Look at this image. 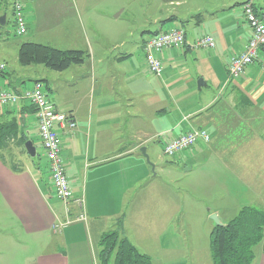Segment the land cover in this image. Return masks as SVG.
<instances>
[{"label": "crops", "instance_id": "crops-1", "mask_svg": "<svg viewBox=\"0 0 264 264\" xmlns=\"http://www.w3.org/2000/svg\"><path fill=\"white\" fill-rule=\"evenodd\" d=\"M162 1L164 13L153 19L154 31H144L149 35L141 48L150 36L172 27L184 30L185 42L160 52L163 71L158 76L148 70L144 55L142 61H131V48L118 55L94 49L92 42L106 41L110 29L119 28L116 19L123 10L121 2L0 0V16L5 15L1 26H14V2L22 4L27 26L21 40L10 39L9 28L0 27V43L6 44L3 49L0 46V54H11L17 61L23 42L67 44L61 48L89 53L80 66L57 71L59 74L53 77H37L34 72L38 68L30 65L10 71L6 62L0 61L5 64L0 70V87L21 91L39 83L53 91V96L47 94L57 110L71 113L75 130L58 124L55 129L72 197H83L82 205L71 200L66 206L54 195L35 110L27 102L0 106V121L16 117L19 123L18 135H9L6 143L0 141V220L9 222L11 234H6L16 247L12 250H17L11 255L9 252L0 264H100L99 239L105 232L116 230V226L121 236L150 256L149 251L154 248L149 247L151 238L141 237L135 243L133 237L125 234L124 210L126 203L153 199H141L152 175L139 148L144 146L149 153L151 144L161 140L171 128L178 132L172 137L168 134L165 143L194 128L205 129L209 134L208 141L199 140L178 155L184 158V165L192 159L202 165L196 168L202 177L200 181L195 178L196 185L220 188L222 196L234 197L240 208L247 205L264 210V70L256 60L237 78L227 74L229 58L244 51L251 34L242 4L251 1L264 20V0ZM204 35L213 38L214 48L194 47ZM259 58L264 59V47ZM198 79L205 86L198 88ZM22 137L35 146L34 157L27 153ZM186 171L192 172L191 165ZM215 202L219 205L216 209L201 212V234L209 236L215 226L209 217L212 213L223 225L230 220L225 216V202L220 198ZM185 203L181 202L183 209L178 205V210L163 215L152 213L157 222L151 224L159 228V233L154 231L158 236L164 231L162 226L171 224L172 234L194 233L193 223L184 211ZM82 211L85 220L52 228V224L74 219ZM128 230L133 234V221ZM158 243L157 251H168ZM18 253L19 257L13 258L12 254ZM177 256L152 263L212 264L209 245L203 259L196 253L190 260ZM249 264H264L261 247Z\"/></svg>", "mask_w": 264, "mask_h": 264}, {"label": "rangeland", "instance_id": "rangeland-1", "mask_svg": "<svg viewBox=\"0 0 264 264\" xmlns=\"http://www.w3.org/2000/svg\"><path fill=\"white\" fill-rule=\"evenodd\" d=\"M111 2L113 0H107ZM115 3L122 4L123 10L119 16H117L116 23L119 28H111L110 35L107 36V40H100L99 42H92V45L96 52H107L112 51L114 55H118V53H122L125 49L129 50L132 49L131 54V61L135 63L138 60L143 59L144 51L141 48L143 40L149 35L148 32H144L145 30L154 31L155 25L153 24V19L157 16L162 17L163 10V1L162 0H114ZM116 11L113 15L118 13L120 9ZM8 27L9 29V36L10 39H23L20 37L21 35H17L15 33L14 26L11 23H7L5 26L0 27ZM185 28L187 26H184ZM108 30V27H105ZM15 35V36H14ZM23 36V35H22ZM56 45V47L61 48L65 47L62 45L67 44H51ZM0 46L6 47V44L0 43ZM13 54V52H12ZM0 61H5L7 64V69L12 70L15 68H20L21 65L18 64L17 61L11 56V54H7L5 52L0 54ZM1 64V63H0ZM4 64V63H3ZM80 64L72 65V67H78ZM5 67V64H4ZM29 67H36L38 70H35V75L37 77H53L57 76L59 72L51 70L45 67L42 64H32ZM29 67H22V68H29ZM3 70V69H2ZM70 72V71H69ZM47 74V75H46ZM51 74V76H48ZM48 79V78H46ZM53 79V78H52ZM55 79V78H54ZM197 83V81H196ZM27 84L31 85L28 81ZM48 87V86H47ZM44 91L53 96V91L49 92L46 86H42ZM64 88H61V92ZM48 95V94H47ZM178 132L177 128H171L169 133L161 136V140L155 141L151 144V150L147 153L149 157V162L154 167L151 169L152 175V182L151 184L145 189V191L141 195V199L148 198L150 196L153 197L152 200L148 198V201L142 200L139 202H135L132 204H125V214L127 215L126 218V225L124 220L125 226L123 229L126 235L133 237V241L137 243V240L141 237H149L152 239V242L149 244V247L153 250L149 252L151 257V262L154 263L164 262L168 260V257H174L176 254L178 258L190 260L193 254H198L199 259H203L207 257V250H208V243H209V236L205 234H201V225L199 224L201 212H205L208 208L214 210L219 205L215 202L216 199L220 198L225 204L227 205V210L225 216L229 219L233 218L236 214L240 206L236 205V199L234 197H223L222 193L220 192V188H207V185L199 183L200 185H196L195 178L200 181L202 178L198 175L199 171L196 170L199 164V161H192L186 162L187 165H184V158H179L178 155L185 153V150L178 151L175 156H166L163 154L162 150L165 145V141H167L166 136L169 134L171 137ZM18 135V132L15 133ZM9 137L7 138L8 142ZM3 142V143H6ZM23 143V142H22ZM37 151L40 152V147L35 142ZM37 158V157H35ZM186 158V157H185ZM149 164V163H148ZM191 165L192 172L186 171V168ZM198 175V176H197ZM213 191V192H209ZM186 191V192H185ZM221 193V194H220ZM222 198V199H221ZM185 199V200H183ZM169 201V202H168ZM184 211L188 213L191 222L193 223L192 227L194 233L192 235H177L172 234L173 226L166 225L162 226L163 233L159 236L157 235L159 232L157 229L154 228L153 223L157 222L156 218L153 219L152 213L154 214H165L169 211L178 210L182 207L181 202H185ZM183 209V207H182ZM131 214V216H130ZM160 215V216H162ZM166 216V215H165ZM133 217V220L132 218ZM142 217V218H141ZM5 222L2 226V222ZM133 221V234L130 232L129 223ZM161 223H164V220L160 219ZM0 261L2 258H5L7 254L16 252L12 250L14 246V242L11 240V237L7 234H11V228L9 226V222L7 220H0ZM151 222H153L151 224ZM200 226V227H199ZM199 228V230H198ZM112 229V228H111ZM118 230L119 228L116 226L115 228ZM155 229V230H154ZM120 231V230H119ZM157 231L158 233H155ZM198 231V232H197ZM7 233V234H6ZM120 235V234H119ZM133 235V236H132ZM121 236V235H120ZM175 236L176 240L173 239ZM162 238V240H161ZM160 239V240H158ZM150 241V240H149ZM165 248H168V251L161 252L157 251L159 248V242ZM163 241V242H162ZM11 242V243H10ZM28 242V240H27ZM162 243V244H161ZM98 247V245H97ZM156 248V250H155ZM174 248V250H172ZM258 248V247H257ZM256 248V249H257ZM144 249V248H143ZM150 249V248H149ZM170 249V250H169ZM143 252V250H141ZM145 251V250H144ZM155 251V252H152ZM256 251V250H255ZM206 254V256H205ZM13 258L19 257V253L12 254ZM97 258V257H96ZM153 264V263H152Z\"/></svg>", "mask_w": 264, "mask_h": 264}, {"label": "built area", "instance_id": "built-area-1", "mask_svg": "<svg viewBox=\"0 0 264 264\" xmlns=\"http://www.w3.org/2000/svg\"><path fill=\"white\" fill-rule=\"evenodd\" d=\"M12 10L15 33L22 36L27 31L22 4L14 2ZM242 13L251 34L244 51L229 58L227 74L230 78H237L247 65L256 60H259L260 67L264 70V59L259 58V52L264 47V21L257 14L251 1L242 4ZM184 42V30L180 27H172L150 36L144 43V60L148 70L155 75H161L163 65L159 57L160 52L182 45ZM214 46L215 42L209 35L200 37L194 44V47L213 48ZM2 69H4V64L1 63L0 70ZM19 102H27L35 109L38 136L48 163L54 195L66 206L71 200L79 206L82 205V196L72 197L64 173L59 135L55 129L58 124L63 129L75 130L76 122L71 113L57 110L39 83H36L31 89L21 91L0 87V106L15 105ZM198 139L208 141V132L205 129H192L187 133L173 137L165 143L162 152L166 156H174L178 151L190 148ZM85 219V213L82 211L74 219L67 218L64 222L52 224V228L60 229L71 222Z\"/></svg>", "mask_w": 264, "mask_h": 264}, {"label": "trees", "instance_id": "trees-1", "mask_svg": "<svg viewBox=\"0 0 264 264\" xmlns=\"http://www.w3.org/2000/svg\"><path fill=\"white\" fill-rule=\"evenodd\" d=\"M16 57L21 66L37 63L51 70L63 71L72 65L82 64L89 57V53L83 49H63L45 43L23 42ZM28 107L34 109L32 105ZM18 125L16 117L0 121V141L6 142L9 135L17 133ZM26 140V137H22L23 144ZM199 140L202 139L196 142ZM257 247H261L264 254V210L253 206H242L225 225H215L209 233L212 264H249L255 256ZM98 259L100 264H152L149 255L139 251L116 230L101 235Z\"/></svg>", "mask_w": 264, "mask_h": 264}, {"label": "water", "instance_id": "water-1", "mask_svg": "<svg viewBox=\"0 0 264 264\" xmlns=\"http://www.w3.org/2000/svg\"><path fill=\"white\" fill-rule=\"evenodd\" d=\"M4 19H5V15L3 14V15L0 16V23H4V21H5ZM197 86H198V88H201V86H205L204 81L202 79H198ZM24 146H25V149H26L27 153L30 156L34 157L35 153H36V149H35V146L33 145V143L30 140H26L25 143H24ZM139 150H140L141 154L145 157L147 163H149V165L153 169L154 166L152 164H150V162H149V157H148V155H147V153L145 151V147L142 146V147L139 148ZM209 217L213 220L215 225H223L220 222V220H219V218L217 217L216 214L212 213Z\"/></svg>", "mask_w": 264, "mask_h": 264}]
</instances>
